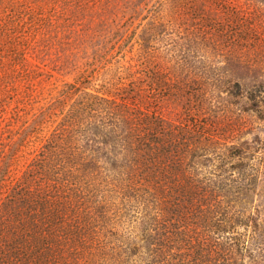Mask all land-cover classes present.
<instances>
[{
    "label": "trees",
    "instance_id": "16d2710c",
    "mask_svg": "<svg viewBox=\"0 0 264 264\" xmlns=\"http://www.w3.org/2000/svg\"><path fill=\"white\" fill-rule=\"evenodd\" d=\"M90 1L4 25L0 264H264V0Z\"/></svg>",
    "mask_w": 264,
    "mask_h": 264
},
{
    "label": "rangeland",
    "instance_id": "374dc122",
    "mask_svg": "<svg viewBox=\"0 0 264 264\" xmlns=\"http://www.w3.org/2000/svg\"><path fill=\"white\" fill-rule=\"evenodd\" d=\"M0 2V97L3 99V113L6 117H10L13 114V109L16 104L13 99L9 98L10 95L14 94L15 90L13 89L14 86L9 84V74L11 71L9 59L7 56H3L6 55V48L4 46L6 36L3 32V30L6 29L4 28V25L6 24L7 27L15 28V30L20 31L19 33L22 34L23 39H29L31 37V34L33 33V29H37V27L39 26L41 22L40 20H42V18L44 17H48L53 12L56 13L59 10V7L53 5V0H1ZM113 4L114 1L110 0L90 1L88 4H86V6H84V10L80 13V19L78 22V26H76V29H83L89 36L92 35V29H94L96 33L99 32L102 33V36H105L106 30L108 28L107 25L110 26L111 23L116 24L118 21H120L121 18L120 14L114 18L112 17V13H106V11L103 10L105 7L112 6ZM5 5L7 6L6 9H4ZM11 7L14 8L13 10L17 14L20 11L22 15L20 21L17 18L18 15L13 12L12 16L17 15L16 17L7 16V14L11 11ZM136 23L137 21L134 20V24ZM21 26L22 29H20ZM90 51L91 49L89 48V52ZM92 65H94L92 66L93 70H91V72L93 73L95 71L94 68L96 67L95 64ZM73 75L74 73L66 77L58 76L57 81H55V79H53V81L51 82L42 81L40 84H38L37 91L43 95H46V92L54 85H61L64 81H74ZM17 83H19L17 85L18 87L20 86L19 88L20 90H22L24 83ZM88 85L91 84L79 83L78 86L82 88ZM258 123L260 124V137L263 138L264 125L262 121H259ZM16 125L17 122L13 121V125L11 127H16ZM7 130L8 128L6 127L4 131ZM4 131L0 132V136L4 134Z\"/></svg>",
    "mask_w": 264,
    "mask_h": 264
}]
</instances>
